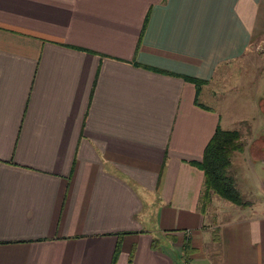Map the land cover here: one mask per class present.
Listing matches in <instances>:
<instances>
[{"label":"crops","instance_id":"obj_1","mask_svg":"<svg viewBox=\"0 0 264 264\" xmlns=\"http://www.w3.org/2000/svg\"><path fill=\"white\" fill-rule=\"evenodd\" d=\"M251 44L264 0H0V264H264L262 202L197 165Z\"/></svg>","mask_w":264,"mask_h":264},{"label":"rangeland","instance_id":"obj_2","mask_svg":"<svg viewBox=\"0 0 264 264\" xmlns=\"http://www.w3.org/2000/svg\"><path fill=\"white\" fill-rule=\"evenodd\" d=\"M253 45V46H251ZM246 56L225 62L210 80L202 101L220 113L221 129H238L242 148L231 153L230 173L243 198L251 192L264 205V50L251 44ZM250 139V145L246 142ZM254 138H257L256 141ZM251 152V155L249 154ZM258 154V156H256ZM260 199V200H259Z\"/></svg>","mask_w":264,"mask_h":264},{"label":"trees","instance_id":"obj_3","mask_svg":"<svg viewBox=\"0 0 264 264\" xmlns=\"http://www.w3.org/2000/svg\"><path fill=\"white\" fill-rule=\"evenodd\" d=\"M239 133L238 129H221L217 125L207 141V145L203 147L202 159L197 164L204 170L201 204L206 202L213 192L233 203L247 204V201L243 200L242 194L237 190L236 183L228 169L231 153L243 146Z\"/></svg>","mask_w":264,"mask_h":264},{"label":"flooded vegetation","instance_id":"obj_4","mask_svg":"<svg viewBox=\"0 0 264 264\" xmlns=\"http://www.w3.org/2000/svg\"><path fill=\"white\" fill-rule=\"evenodd\" d=\"M264 99H262V101H263Z\"/></svg>","mask_w":264,"mask_h":264}]
</instances>
